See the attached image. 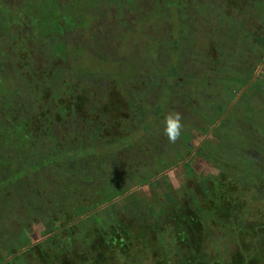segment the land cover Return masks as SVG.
I'll use <instances>...</instances> for the list:
<instances>
[{
    "label": "trees",
    "instance_id": "obj_1",
    "mask_svg": "<svg viewBox=\"0 0 264 264\" xmlns=\"http://www.w3.org/2000/svg\"><path fill=\"white\" fill-rule=\"evenodd\" d=\"M78 2L0 0V176L13 169L16 157L22 152L20 140H24L28 151L34 152L40 139H52L53 131L57 130V100H51L55 93L40 78L43 76L46 83L57 74L58 53L65 51L66 56L68 50L64 40H57L55 34L64 33L66 26H71L68 21L73 24L74 18H80L77 14L82 11ZM81 23V20L77 22L84 27ZM68 57L73 62L77 58L74 51ZM75 64L78 68L79 62ZM71 69L81 79L83 72ZM67 72L62 70L64 76ZM24 90H29L32 97ZM45 101L48 103L37 106ZM17 102L22 106L21 113H15L19 112L18 107H12ZM65 105L62 102V108L66 109ZM82 107V103L76 102L74 108L78 111ZM47 120L51 122L46 123ZM11 140L14 145L7 149L13 155V163L4 172L1 170L3 153L7 141ZM16 145L17 149L13 150ZM98 147L101 148L98 144L92 147L90 161L88 157L84 161L86 151L78 148L66 147L60 155L55 152L46 158L37 152L39 157L35 156V162L30 159L24 166L20 161L21 169L0 182V198L2 194L11 195L12 190L16 191V185L21 189L27 182L46 184L48 179L54 183L53 191L58 190L56 198L39 193L27 198L21 190V196L8 207L10 215L16 216L29 205H38L36 208L41 212V207L49 209L48 216L57 207V216L47 219L44 234L47 238L28 244L23 250L13 251L15 243L5 250L6 240L0 237V249H3L0 264H28L31 260L34 264H264V191L260 189L264 186V167L261 162L258 163L261 169L251 171L248 166L254 159L250 158V162L241 159L235 164L229 162L226 154L218 156L217 149L206 153L207 158L225 173L220 177H201V183L194 187L199 191L198 197L188 191L185 199L182 194L176 196L165 176L158 180L143 179L144 185L156 190L151 197L142 196L138 191L128 194L131 190L127 189L99 197L105 184L100 171L89 165L99 161ZM68 166L79 170H70ZM42 167L38 178L35 171ZM27 168L32 171L23 179L19 174H26ZM232 169H236V176L229 173ZM238 173L244 174L242 181L236 180ZM249 187L254 193H245L247 201H242L237 191ZM158 189L162 194H158ZM63 201L68 205L60 204ZM105 204L108 206L103 208ZM5 208L2 205L0 209L3 227L8 223L3 213ZM38 217L45 220L46 215L40 213ZM26 233L23 239H29Z\"/></svg>",
    "mask_w": 264,
    "mask_h": 264
},
{
    "label": "rangeland",
    "instance_id": "obj_2",
    "mask_svg": "<svg viewBox=\"0 0 264 264\" xmlns=\"http://www.w3.org/2000/svg\"><path fill=\"white\" fill-rule=\"evenodd\" d=\"M78 1L79 10L82 11L81 14H77L80 15V18H74L73 21L75 22L73 24L71 20L68 21L71 26H66L64 33L55 34L57 40H64L68 50L66 51V56L63 55L65 51L63 54L58 53L59 57L57 58H59L64 65H60L59 61H57L58 66L56 65V68H62L64 73L66 70H69V72H67L65 76L63 75L64 73L62 75H60L59 72L58 74L55 73L50 80H45L47 84L42 80L43 76L40 78L45 86L49 85L54 90V99L51 100H57L56 105L58 103V98L61 100V105L62 102L68 106L70 105L69 109L66 111L61 107L60 113H57L61 118L63 117L60 126L62 128L59 129V125H57V130L55 129L53 131L52 139H40L38 142L39 147L34 149L35 153L32 149L28 151L24 140H20L19 143L21 144L22 152L16 157L14 167L12 170L10 169V171L7 170L13 163V161H11L13 155L7 148L14 145V142L12 140L7 141L5 152L3 153V169H1L7 172L0 176L1 184L8 176L17 173L19 169H21L22 162L20 161H23L24 166L30 159H33L35 162L37 159L35 156L38 155L37 152H39L40 156L43 155L46 158L55 152L61 153V151L67 150L66 147L76 148L78 144L83 150L95 147L97 144L101 146L105 144L106 141L103 139L102 126L97 122L96 125L101 127V130H98L97 127L92 128V125L88 130L82 131L78 138L74 137L72 133L73 130L70 128L73 122L82 121L86 124L91 120L92 114L90 109L85 107V104L89 103V108H91L90 100L93 99L94 95L96 97L94 104L100 108L99 110L97 109L98 117L105 118L107 122L113 117L111 118L113 120L112 124H109L112 130L110 134H114L116 138H120V141H123L125 146L128 145L124 148L127 154L124 155L125 160H121L124 163L121 171L113 173L115 167L107 166V164L102 165L98 160L89 163L93 169L100 171L101 166L105 171L103 174L108 177V183L105 185L104 190L107 194L115 193L122 189L134 190L138 188V184L141 182V184H143V179L155 177L157 174H161L164 171L168 172L169 170H174L167 176L168 184L171 186V190L174 194L176 196L182 194L181 197L183 198L184 196L185 199V197L189 196V194H185L188 191L198 197V192L194 187L200 182L201 175L209 176L217 172L211 162L209 160L207 161L203 156L207 157L208 154L206 153L217 151L218 146L214 138L216 135L224 137L225 133L229 135L230 132L225 130V128L229 129V127L222 128L219 123L217 124L219 127L214 128V123L217 122L215 120H219V118L212 120L215 122H204L201 116L204 117L205 110L207 109L203 106V102L207 101L209 102L208 104L213 102L216 97L215 93L218 89L215 88L216 79L220 80L222 76L235 75L237 71L236 67L240 64V62L237 61L238 59L233 60L232 64L234 67L231 69L228 67L227 62V69L222 71L220 76L213 71V68L208 67L210 70L206 71L202 69L204 66L202 67L200 65V61L203 58L206 59L207 57L208 60H213L219 58L218 53L230 51V47L216 44L220 37L218 33H212L214 29L211 27L214 26L213 23L218 15H222L221 25L227 23V20H225V13H227V11H220L222 1ZM166 8L167 10H165ZM188 9L194 11L191 13V17H188L184 12ZM237 15L238 13L235 14V16ZM82 17H84V19H82ZM80 20L82 21L81 24H85L84 27L77 24ZM205 21L210 23L207 27L204 24ZM125 24H127V29L124 28ZM82 29H84V31ZM138 30L140 34L137 33L136 36L141 35L140 37L142 39L139 45L132 40L134 37L133 32H137ZM247 30H250V28H247ZM251 31H254L256 37H261V30H259V28H253ZM243 32L244 31L240 29L237 31L238 37L241 39ZM189 37L191 39H189ZM121 40H123V42H128L125 47L127 50L120 48ZM80 49H83V51ZM73 51L75 56H78L80 52L78 57H84L79 64V68H77L75 62L68 57L71 56ZM230 52H234V50ZM229 57H231V55ZM112 60L113 62H111ZM225 61H227V59ZM54 63H56V61H54ZM69 64L74 69L83 72V75L80 77L81 79L78 80V77L76 78V76H74V72L71 69L72 67L68 68ZM106 67L108 74L111 75L114 73L113 76L109 77L111 84L101 79V77H93V75H97V73L106 74V69H104ZM182 67H184V69H181ZM85 73L92 74L87 75ZM74 78H76V80H74ZM125 78H127V82L123 80ZM204 78L207 80L205 81ZM236 78L241 79V76L238 74ZM55 79L57 81H55ZM122 80L124 83L120 82ZM208 80V83L212 85L211 89L215 90L214 92L213 90L207 89ZM235 84L238 88V92H240L242 90V85L239 83ZM108 85H112L113 87L121 86V90L128 100L125 108L115 110L120 107L119 105L123 104V99L117 91L115 93L110 92L109 89H107ZM123 87H129L132 90V95L123 90ZM85 91L87 92V96L91 98L86 99L87 96H83ZM24 93L28 94V97H32L29 90ZM89 94L93 95L90 96ZM52 96L53 95H51V97ZM225 96L228 97V103L233 100V98L229 100L230 95L227 93L222 94V99ZM201 97L203 99H201ZM44 99L46 100V97H44ZM249 100H252V98ZM47 101L37 106L45 105L48 103ZM103 101L105 102L103 103ZM76 102L82 103L83 106L79 108L80 110L78 111L74 108ZM257 104L253 99L252 105L254 106ZM52 105L55 104L52 103ZM47 106L48 108L50 107L49 105ZM12 107H18L17 109L19 112L17 111L15 113H21L22 106L20 103L17 102ZM113 111H117L118 113L114 116V113H110ZM172 112H179L181 114V122L184 126L181 136L174 143L165 135L164 123L165 117ZM77 118H79V121H76ZM204 119L206 120V118ZM50 122L51 121L48 120L46 121V123ZM129 127L133 130L130 129V131L127 132V128ZM59 130L60 132L57 133ZM55 131L57 132L55 133ZM46 133H48V131ZM62 133L66 135H68V133L71 134L72 142L69 141V138L67 140L68 142H66L67 144L63 141L57 143V140L62 138ZM208 133L209 135H207ZM76 139L78 142H76ZM202 141L203 143L205 142V150L200 156L190 157L193 159L190 167H183L178 170L172 169L176 165L182 164L183 160L191 155L190 153H192L193 148L196 149ZM15 149H17V145L13 150ZM119 151L120 149H111V154L114 155ZM142 151L143 153H141ZM157 152H159V159H156V156L154 157V155H152ZM160 152L164 154L166 152V154L162 156L163 158L160 157ZM233 154L234 151L230 147L227 152L228 159H231ZM128 155L132 158L130 162L129 160L131 158H129ZM219 155L221 154L218 153V156ZM120 159H122V157ZM126 160L128 162H124ZM114 164L116 165V163ZM129 164L132 165L128 166ZM68 167L70 170H79L73 168V166ZM80 168L84 169L86 167L81 166ZM42 169L43 167L35 171V173L39 175L38 178L41 177ZM63 169H65V167ZM25 171L26 174H19L23 179L25 178L24 175L29 174L32 169L29 170L27 168ZM129 171H134L131 177H122L126 176V173ZM193 178H196V180ZM53 185L54 183L50 179L47 180L46 184L27 182L21 189L20 185H16V191L12 190L11 195L8 193L1 195L0 209L2 205L6 206L3 213L6 217L5 219H8V223H6L4 227L0 224V237L6 240L5 243L7 247L3 246L5 250L12 246L13 243L16 244L13 251L23 250L26 245L35 243V241L43 242V240L47 238L44 236L48 226L47 219L52 215L57 216V207L51 210L49 216L47 215L49 209L46 210L41 207V212L36 208L38 205H32L33 207L29 205L25 211L17 213L16 216L9 214L8 207L13 205L18 195L22 192V196L27 198H33L34 193H39L44 197L51 196L53 190H50L48 187ZM155 191V189L153 190L151 187H148V185L138 190V192H142V196L147 197H151ZM157 192L158 194H162L160 189H158ZM106 193L102 192L99 194V197L106 195ZM102 199L103 198H101V200ZM60 204L68 205L66 201ZM105 207L107 206L105 205ZM1 212L2 210H0V214ZM37 213H44L46 215L45 228L41 225H32L31 222H25V219L32 222L39 221L40 219ZM11 219L12 221H10ZM26 232H28L29 239H23L24 234H27ZM1 243L3 245L4 242ZM28 264H34V261L31 260Z\"/></svg>",
    "mask_w": 264,
    "mask_h": 264
},
{
    "label": "crops",
    "instance_id": "obj_3",
    "mask_svg": "<svg viewBox=\"0 0 264 264\" xmlns=\"http://www.w3.org/2000/svg\"><path fill=\"white\" fill-rule=\"evenodd\" d=\"M220 1H222V5H221L220 10L224 11V12L227 11V13L225 14V20H227L226 21L227 23L224 25L220 24L221 28H218L217 25H218V17L219 16H217L215 21H214L215 27L211 26V25L210 26L213 27L212 29H214V30H212V33H218L219 34L220 39H218L216 44H218L219 46L230 47L229 50L230 51L234 50V52L224 51V52L218 53L219 58H215L213 60L210 59L211 61H209L207 59L209 62L205 59L204 61H202V62H204V67L202 69L205 70V68H207L208 70H206V71H209L208 67H210V66L205 67L206 64L212 65L211 67H213V69H214L216 67H219L220 65H227V62H229V61L232 62L233 60H236V59H238L237 61H239L240 64L238 65V67H236L237 71L235 72L236 73L235 75L220 77V83H219L217 92L215 93L216 97L214 96L215 101L210 102V104H208L209 102H207V101L203 102V106L205 107V109H207V110H205V114L214 113L216 111H219L220 109L224 112L225 110L233 107V109L231 111V115L233 114V112L240 113L241 116H239V119L242 121L247 119V118H250L252 116V112L254 113L255 111L257 113H261L259 116L264 118V107L262 106V104L264 105V102H263L264 101L263 100L264 94L262 95V98H260L259 95L256 94V92H258L257 88H256L257 84H254V86L248 87L249 84H247V83L249 82V80L246 79L247 74L250 72V68L248 66L251 65L252 67H255L256 65H260L261 63L264 64V62H263V60H264V35L262 32V28H264V0H220ZM232 11L234 12V15L237 13H238V15L234 16V17H232L231 15H228V13H232ZM229 17H232L234 22L229 21ZM247 19L250 20V21H248V23L246 22ZM250 22H252V23H250ZM253 26L258 27L259 30H261L260 31L261 33L259 32L261 37L260 36L256 37L254 31H251V29L253 30ZM247 28H250V30H247ZM239 29L244 31L243 34L241 35L242 39L240 37H238V34H237V31ZM256 42H257V44H256ZM212 46H213V44H212ZM250 46L252 47V49ZM259 51L261 52V55L259 54ZM230 55H231V57H229ZM226 59H227V61H225ZM254 73H255V68L252 71V74H254ZM238 74L241 76V79L236 78ZM204 80L206 81L207 79L204 78ZM208 82H209V80L207 81V83ZM235 83H239L242 85V90L240 92H238V88H237ZM109 84H111V83H109ZM111 87H113V86L110 85V87L108 89L111 90ZM211 87L212 86L209 84L207 86V89L213 90V89H211ZM214 91L215 90H213V92ZM223 91H225V92H223ZM246 92L248 95H250L252 93H253V95L256 94L252 98L255 101L260 100L259 102H261V103L258 102L259 104H257V102H256L257 105H254V106L252 105V103H250V106H251L250 112H242L240 109H237L234 105L235 103H237V96H239L240 94H243V93L246 94ZM223 93L229 94L230 95L229 100L232 98H233V100L228 103V97L227 96L223 97V99H222ZM201 99H203V98L201 97ZM211 103H213V104H211ZM225 106H228V107H225ZM258 132H259L258 134L261 133V131H259V130H258ZM263 132H264V130H263ZM258 140H260V138ZM105 141H106V143L103 144L102 146L99 145V146H101V148L97 149V152H101V156H98L99 163L102 165L107 164V166L115 167V169H113V173L116 171H121L122 166L124 165V163L121 160H125L124 155L127 154L126 149H124V148L127 147L128 145L126 144L127 146H125L123 141H118V142H116L117 144H115L112 142V139H107V137H106ZM229 148L230 147H228L227 144L224 142L222 144V146L220 148H218L217 153H220L221 155L222 154L227 155ZM111 149H114V150L120 149V151L113 155V154H111ZM240 149L244 153V155L241 156L242 157L241 159H243V161L246 160V161L250 162L251 161L250 158L254 159L253 155H248L246 153V150H244L243 148H240ZM232 150L234 151L233 148H232ZM136 153H137V151H136ZM165 154H166V152H165ZM165 154L162 152L160 157L163 158L162 156ZM238 156H240V155H238ZM121 157H122V159H120ZM128 157L131 158L130 155H128ZM205 159L207 161L209 160L207 157H205ZM241 159L236 157L235 152H234L232 158L228 159V160H229V162L233 161L236 164L237 162L241 161ZM130 161H132V158L129 160V162ZM254 161H252L251 165H249L248 168L251 170L261 169L262 166H259L258 162H256V161L254 162ZM124 162H128V161L126 160ZM114 163H116V165ZM211 164L217 170V172L214 173V175H209V176L201 175V177H203L205 179L210 178L212 176L220 177L223 175V173H225L221 169L220 170L218 169L219 166L214 165L212 162H211ZM131 165L132 164H129L128 166H131ZM185 167H189V163L186 164L184 166V168ZM235 170L232 169L229 173H231V174L233 173L232 175L236 176ZM173 171L174 170H171V171L169 170L168 172H164L163 177L164 176L167 177L168 174L170 172H173ZM103 172H105V171L100 166V173H101V176L103 179V183L105 185H107L108 177H106L103 174ZM133 172L134 171H129L126 173V175L132 176ZM225 175L228 176V173ZM238 175L239 176H238V178H236V180L242 181L244 179V174L238 173ZM122 177H124V176H122ZM196 177H198V176H196ZM201 177H200V180H201ZM161 178H158V179H161ZM193 179L196 180V178H193ZM248 179H249V177H248ZM167 180H168V177H167ZM199 183H201V181ZM105 185H103L101 188L103 190V193H106L104 190ZM139 189L140 188H137V190H134V191H138ZM262 191H264V190H262ZM197 192H199V191H197ZM120 199L121 198L114 200L113 203H116ZM202 200H203L202 202L204 204L205 200L203 197H202ZM106 206H108V204ZM104 207H105V205L103 206V208Z\"/></svg>",
    "mask_w": 264,
    "mask_h": 264
},
{
    "label": "flooded vegetation",
    "instance_id": "obj_4",
    "mask_svg": "<svg viewBox=\"0 0 264 264\" xmlns=\"http://www.w3.org/2000/svg\"><path fill=\"white\" fill-rule=\"evenodd\" d=\"M220 8H221V6H220ZM165 10H167V8ZM184 12H185V14L188 15V17H191V13L194 12V11H192V10L190 11L188 9L187 11H184ZM228 15H231L232 17L235 16L233 12L232 13H228ZM221 16L222 15H220L218 17V25H217L218 28H221L220 27V23L222 22L221 21ZM232 17H229V21L234 22V20L232 19ZM248 21H250V20L247 19L246 22L248 23ZM126 25L127 24H125V27L124 28H126ZM253 28H256L257 29L258 27L253 26ZM262 32H263V35H264V28H262ZM133 33H134V37L132 38V40L135 41L139 45L141 43V40H142L141 37H140L141 35L140 36H136V34L137 33L140 34V31L138 30L137 32H133ZM189 39H191V38L189 37ZM127 43H128L127 41H124L123 42V40H121V47L120 48H124L125 49ZM125 50H127V49H125ZM259 54L261 55V52L260 51H259ZM75 57H77V58H75L74 62H79V64H80L82 58L81 57H78V56H75ZM204 60L205 59L203 58L200 61V63L202 61H204ZM206 60H207V58H206ZM57 61H59L60 65H62V62H61V60L59 58H57ZM209 61H211V60H209ZM229 62H228V67L232 69L234 67V65L232 64V62H230V63ZM263 62H264V60H263ZM200 65L203 67L204 66V62L201 63ZM206 66L207 67L208 66L211 67L212 65H210V64L207 65L206 64ZM248 67L250 68V72L248 73L249 75L247 74V78H246L247 80H249V82L247 83V84H249L248 87L254 86V84H257L256 85L257 86L256 88H257V91L258 92H256V94H258L259 97L262 98V95L264 94V64L261 63L260 65H256L255 67H252L250 65ZM78 68H79V66H78ZM211 68H213V67H211ZM254 68H255V73L252 74V71L254 70ZM57 69H58L57 74L59 72V74L62 75V68L57 67ZM104 69H106V74L97 73V75H93V77H95V78L101 77V79H104V81H107L108 83H110L109 77L113 76L114 73L110 75V74L107 73V67L104 68ZM181 69H184V67H182ZM225 69H227L226 65H220L219 67L214 68L213 71L216 72L220 76L221 75V72L224 71ZM205 70H208V69L205 68ZM78 71L79 70H77V72ZM85 74L91 75L92 73H85ZM126 79L127 78H125L123 80L125 82H127ZM123 80L120 81V82L124 83ZM219 83H220V80L216 79L215 88H218ZM208 85L209 84H207V86ZM109 87L110 86L108 85L107 89ZM123 90L127 91L130 95H132V90L129 87H123ZM109 91L110 92H113V93H115L117 91L120 94L121 98L123 99V104L122 105H119L118 104L120 107L116 108L115 110H120V109L125 108L127 106V101L128 100H127L126 95L124 94V92L121 90V86L120 87H118V86L111 87V90H109ZM256 94H254V95H253V93L250 94V95L244 94V93L243 94H240L239 96H237V103L234 104L235 107L237 109H240L242 112H250V109H251L250 103H253V98L252 97H254ZM83 96L85 97V94ZM86 98L88 99V98H91V97H88L87 96ZM248 98L249 99L252 98V100H249ZM94 100L96 101V97L93 95V99L90 100L91 106H92L91 108H89L90 107L89 106V103L88 104H85V107H87V109H90V112L92 114L91 120L88 121L86 124L83 123L82 121L81 122H73L71 124L70 128H71V130H73L72 133H73L74 137L78 138L82 131L88 130L92 125H93L92 128L97 127L98 130H101L100 129L101 127H98L96 125V122H97L100 126H102L103 136H104L103 139L104 140L107 137V139H112V142L113 143H116L115 141H117V142L120 141V138H116L114 134H110V131H112V130H111V127H110L109 124H112V121L113 120L111 118H113V117H111L108 120V122H107V120L105 118H101L100 116L98 117V115H97V109L99 110L100 108H99V106H97L96 104H94ZM214 101H215V99L213 100V102ZM259 101L260 100H256V101L254 100V102H257V103ZM104 102L105 101H103V103ZM259 103H261V102H259ZM262 106L264 107L263 104H262ZM61 107H62L61 100H60V98H58L57 113L59 111H61ZM65 107H66L65 111L67 109H69V106L65 105ZM232 109H233V107H231L230 109L225 110L224 112L220 109L219 111H216L214 113H209V114H204L203 113L204 114V117L201 116V118H203L204 122H206V123H209L210 121L215 120L216 118H219V120H215L217 122L212 121V122H215L214 123L215 124L214 125V128L215 127L216 128L219 127V126H217L218 123H219V125L222 128L223 127H229V129L228 128H225L226 131H230L229 132V135L227 133H225L224 137H221L219 135L218 136L216 135V137H214L215 138L216 145L218 146V148H220L222 146V144L225 142L228 147H231V148L234 149L235 156L238 157V158H240V159L242 158L241 156L244 155L243 151L240 148H243L244 150H246V153L248 155H253L254 160L256 162H258V163L261 162L262 165H263V167H264V132H263V130H264V127H263L264 126V118L261 117V116H259L261 113H257L255 111L254 113L252 112V116L250 118H247V119H245V120L242 121V120L239 119V116H241L240 113L233 112V114L231 115ZM110 113L111 114L114 113V116H115V114L118 113V112L117 111L116 112L113 111V112H110ZM204 118H206V120ZM62 119H63V117L61 118L59 115H57V125H59V129L62 128V127H60L61 126ZM76 121H79V118H77ZM130 129H131V127L127 128V132H129ZM131 130H133V129H131ZM258 130L261 131L260 134H258L259 133ZM232 131H234V132H232ZM59 132H60V130L57 133H59ZM209 133L207 135H209ZM69 138H70L69 141L72 142V140H71V134L68 133V135H66V134L62 133V138L61 139H58L57 140V143H60L62 141L66 143V142H68L67 140ZM259 138H260V140H258ZM203 141H202V143L200 145H198L196 147V149L193 148L192 153H190L191 155L188 158H186L185 160H183V163L182 164H178L175 167H173L172 169H175V170L182 169L188 163H189V167H190L191 164H192V160H193L190 157H194L196 155H199L200 156L201 153L205 150V146H204L205 145V142L203 143ZM227 141H229V142H227ZM76 142H78L77 139H76ZM78 145H77L76 148H78L80 150H83L82 147H80ZM91 150H92L91 148H89L87 150H83V151H86V157L84 158V161L87 159V157H88V160L89 161L92 159L93 153H92ZM138 151H141V150H138ZM141 153H143V151ZM144 153L147 154L146 152H144ZM57 154H60V153H57ZM161 154L162 153L160 152V155ZM152 155H154V157L156 156L155 158L157 159L159 157V152H157L156 154L153 153ZM238 155H240V156H238ZM203 157L205 158V156H203ZM144 161H146V160H144ZM164 172H162L161 174H157L155 177H153L154 180H157L158 178L163 177ZM126 177H131V176L130 175L124 176V178H126ZM153 178H151L150 180H152ZM144 184L145 183H143L141 185H137V187L141 189L143 186H146ZM49 188H50V190H53L52 189V186H49ZM260 189L261 190H264V186H262ZM134 190H137V188L134 189ZM134 190H131L128 194H131L132 192H134ZM237 192L240 194V199L242 201H247V198L245 197V193L252 194V193H254V190L251 187H249V188H246V189H244V188L239 189ZM128 194H126V195H128ZM49 197L56 198L57 197V193L53 191L52 192V195L49 196ZM248 204H250V203H248ZM105 205H107V204H105ZM250 205H251V207H253V204H250ZM7 220L8 219H5V221H7ZM10 221H12V219ZM25 222H31L32 225H41L44 228L46 226V225H44L45 224V220H43V219H40L39 221H34V222L27 221L25 219ZM46 232L47 231H45V233ZM38 242L39 241H35V243H38Z\"/></svg>",
    "mask_w": 264,
    "mask_h": 264
},
{
    "label": "clouds",
    "instance_id": "obj_5",
    "mask_svg": "<svg viewBox=\"0 0 264 264\" xmlns=\"http://www.w3.org/2000/svg\"><path fill=\"white\" fill-rule=\"evenodd\" d=\"M181 119V114L179 112L169 113L165 117V135L173 143L181 136L184 127Z\"/></svg>",
    "mask_w": 264,
    "mask_h": 264
}]
</instances>
